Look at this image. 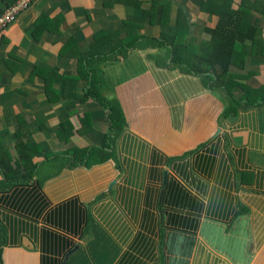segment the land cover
<instances>
[{
    "label": "crops",
    "instance_id": "crops-1",
    "mask_svg": "<svg viewBox=\"0 0 264 264\" xmlns=\"http://www.w3.org/2000/svg\"><path fill=\"white\" fill-rule=\"evenodd\" d=\"M14 1L0 0V15ZM201 1L35 0L3 33L0 185L2 168L25 174L18 169L23 157L38 164L40 176L31 184L0 191L1 264H43L45 256L37 245L27 242L28 237L11 244L7 230L2 229L5 214L36 219L39 228L48 230L49 211L73 201L88 208L92 228L85 239L77 240L81 248L67 264H99L97 255L105 247L110 248V255L104 264H119L120 260L133 264L145 250L146 238L158 247L162 244L158 258L168 264V234L160 238L158 228L156 236H147L139 228L150 221L161 223L157 206L167 175L173 174L170 162L185 155L191 171L208 188L203 221L227 228L234 222L238 204L247 208L252 257L244 264H264V105L243 107L235 118L218 122L227 105L224 94L211 91L206 77L171 63L168 51L157 58L161 48H170L157 38L170 33L169 28L175 32L178 14L183 37L190 33V39L199 41L205 28L215 27L217 17L201 12ZM247 1L256 8L243 11L240 36L246 38L245 47L255 49L253 38L256 45L264 46V0ZM129 19L140 27L137 33L144 39L123 60L104 68L110 89L107 97L120 104L126 120L114 145L120 169L114 161L92 169L76 167L67 154L102 147L111 131L108 112L85 100L88 84L80 64L91 54L96 35L121 32L123 20ZM124 37L121 34L112 45ZM247 48L242 51L247 67L241 79L256 89L264 84L260 61L264 54L255 56ZM86 115L90 119L84 125L80 117ZM178 182L186 186L180 178ZM17 189L31 195L22 207L24 213L17 211L10 198ZM34 189L38 198L32 196ZM187 259L188 264H237L199 236ZM147 264H160V260Z\"/></svg>",
    "mask_w": 264,
    "mask_h": 264
},
{
    "label": "trees",
    "instance_id": "trees-1",
    "mask_svg": "<svg viewBox=\"0 0 264 264\" xmlns=\"http://www.w3.org/2000/svg\"><path fill=\"white\" fill-rule=\"evenodd\" d=\"M248 4L249 2L244 0V7H236V9L233 0H202L198 6L199 10L217 18L215 27L205 28L202 39L196 41L197 44H200V48L188 47L187 50L179 48L178 38L181 36L179 30L172 33H160L157 38V41L165 46H170L168 52L172 54L171 63L182 67L186 72L206 77L211 91H220L224 94L227 105L220 114L218 122L235 118L243 107L256 109L264 105V84L259 88L252 89L242 81L240 76L229 73V67L233 65L232 59L236 56L241 59L237 68L244 69L245 59H243L242 51L247 47H245L246 38L240 36L244 21L242 15L243 11L256 8L248 6ZM123 23L124 27L121 32L111 36L104 32L96 35L91 43V54L84 56L80 64V73L88 84L85 100H92L103 111H109L111 131L105 137L102 147L76 149L67 154L73 157L76 167L80 165L92 169L114 161L117 164V169H120L114 145L126 128V120L120 104L114 98L107 97L110 89L104 78V68L106 65L123 60L131 48L137 46L139 39H144L137 33V28L140 27L133 20H123ZM174 24V27L179 29V14ZM251 28L255 31L259 30ZM123 33L125 37L117 44L112 45L113 41ZM202 40L206 41L203 45L200 43ZM251 41L252 45H255V49H247L255 56H262L264 46L256 45L255 38ZM186 59L193 60V64H189ZM260 61L264 64V56ZM233 92H238L239 96ZM80 119L85 125L90 116L86 115V118L80 117ZM186 157L187 155L170 162L169 169L173 174L167 175V180L161 189L160 205L157 206V210L162 216L161 223L150 221L149 224L142 225L139 228L141 234L156 236L158 228L160 238L168 234L169 239L166 242L170 245L166 244L165 249L170 253L168 264H188V252L194 245L197 236L201 237L216 253L227 256L237 264H244L249 257H252L250 254L248 209L238 204L234 222L227 228L214 222L203 221L204 199L208 188L206 181L191 171L190 163L185 161ZM10 167L12 166L10 165ZM18 169L25 174H12V169L2 168L4 180L0 185V191H10L16 186L31 184L40 176L37 174L38 164L31 162V158L26 160V157H23ZM171 177L180 178L186 183V186L184 187L178 182V179ZM39 188H41L40 185ZM32 196L39 197L36 189ZM29 197H31L30 194L20 189L15 190L10 196L13 199V204H16L17 211L22 213H24L22 207ZM37 217L38 215L34 211V218ZM35 220L11 212L5 214L2 221L6 229L4 227L2 229L5 233L7 230L12 245H18L22 237H28L27 242L37 245L44 253L43 264H67L66 257L80 246L77 240L85 239L92 223L88 208L78 201L52 208L45 220V223L49 225L48 230L39 228L37 220ZM144 246L145 250L140 254V258H136L132 262L133 264L135 262H137L135 264H147V262L158 260H160V264H163L162 259L158 258L161 256L162 244L161 247H158L156 242L146 238ZM119 264H121V260Z\"/></svg>",
    "mask_w": 264,
    "mask_h": 264
},
{
    "label": "rangeland",
    "instance_id": "rangeland-1",
    "mask_svg": "<svg viewBox=\"0 0 264 264\" xmlns=\"http://www.w3.org/2000/svg\"><path fill=\"white\" fill-rule=\"evenodd\" d=\"M246 1V0H245ZM233 5H234V7L236 8H238V7H241V6H243L244 7V0H237V2L236 3H233ZM236 8V9H237ZM227 9H229L228 7H227ZM188 28H189V23H188ZM177 30H179L178 28H176V30L175 31H177ZM168 32H171V30H170V28H169V31ZM172 33V32H171ZM162 45V44H161ZM199 45L200 44H197V42L194 40V39H190V33H187V35L186 36H184L183 37V34L181 35V36H179V38H178V46H179V48H182V49H184V50H187L188 49V47H190V48H194V49H196V48H200L199 47ZM236 48V47H235ZM170 48H168V49H162L161 48V52L158 54V56H157V58H162L163 57V54H164V52H167L168 50H169ZM236 50H237V48H236ZM170 55H172L171 54V52H168ZM240 58H239V56H236V57H234L233 59H232V62H233V65H231L230 67H229V73L230 74H232V75H236V76H240L241 77V75H242V72L244 71V72H246V67H247V64L245 65L244 64V69L243 70H241V69H239V68H237V65L240 63ZM186 61L189 63V64H193V60H188V59H186ZM236 64V65H235ZM233 69H235L236 70V72H233ZM243 76V75H242ZM92 228V227H91ZM91 228H90V230H91ZM97 230L98 231H100V232H102L99 228H98V226H97ZM103 233V232H102ZM108 254L107 256H105V255H103V254ZM110 255V248L109 247H105V249L103 250V251H101V254H99V255H97V259H98V262H99V264H104V261H103V259L104 258H106V257H108Z\"/></svg>",
    "mask_w": 264,
    "mask_h": 264
},
{
    "label": "built area",
    "instance_id": "built-area-1",
    "mask_svg": "<svg viewBox=\"0 0 264 264\" xmlns=\"http://www.w3.org/2000/svg\"><path fill=\"white\" fill-rule=\"evenodd\" d=\"M35 0H17L0 15V39L3 33L17 20V18L29 9Z\"/></svg>",
    "mask_w": 264,
    "mask_h": 264
},
{
    "label": "water",
    "instance_id": "water-1",
    "mask_svg": "<svg viewBox=\"0 0 264 264\" xmlns=\"http://www.w3.org/2000/svg\"><path fill=\"white\" fill-rule=\"evenodd\" d=\"M108 112V114H109V111H107ZM161 195H162V193H160V197H159V202L161 201L160 199H161ZM80 246H78L75 250H73L71 253H69V255L66 257V261H68L69 260V258H70V256L71 255H73L74 253H77L79 250H80Z\"/></svg>",
    "mask_w": 264,
    "mask_h": 264
}]
</instances>
